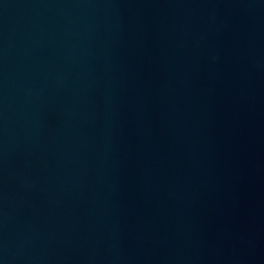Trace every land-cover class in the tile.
<instances>
[{
    "label": "water",
    "instance_id": "obj_1",
    "mask_svg": "<svg viewBox=\"0 0 264 264\" xmlns=\"http://www.w3.org/2000/svg\"><path fill=\"white\" fill-rule=\"evenodd\" d=\"M0 264H264V0H0Z\"/></svg>",
    "mask_w": 264,
    "mask_h": 264
}]
</instances>
